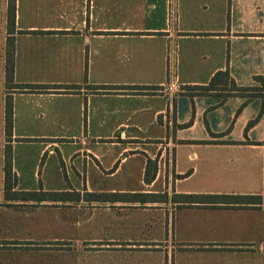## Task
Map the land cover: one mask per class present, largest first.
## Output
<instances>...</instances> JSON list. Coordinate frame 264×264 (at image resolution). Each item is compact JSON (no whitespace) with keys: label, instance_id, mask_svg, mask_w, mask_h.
I'll use <instances>...</instances> for the list:
<instances>
[{"label":"crops","instance_id":"0c3cea01","mask_svg":"<svg viewBox=\"0 0 264 264\" xmlns=\"http://www.w3.org/2000/svg\"><path fill=\"white\" fill-rule=\"evenodd\" d=\"M8 3L0 0V264H264V99L237 114L244 98L182 90L226 68L236 85H259L264 0H15L11 32ZM8 38L12 87L41 89H7ZM8 145L13 191L54 167L80 187L52 192L78 201L8 199ZM189 195L244 199L179 198Z\"/></svg>","mask_w":264,"mask_h":264},{"label":"trees","instance_id":"16d2710c","mask_svg":"<svg viewBox=\"0 0 264 264\" xmlns=\"http://www.w3.org/2000/svg\"><path fill=\"white\" fill-rule=\"evenodd\" d=\"M15 19V0H9L8 3V12H7V23H8V32H11V29L14 25ZM13 61H14V50H13V39L8 38L6 43V65H5V82L7 89L11 88H28V89H41L39 86H13ZM255 82H257L258 86H250V87H241L236 85L234 80L230 77L229 71L226 68L224 71H219L214 74V76L210 79V81L204 86H186L183 87V94L193 98L195 96H218L221 97L223 101L227 100L230 97H240L244 98L245 102L237 111V114L240 113L242 108L249 103L251 100L255 98L264 99V78L262 77H254ZM66 86H55L53 88L61 89ZM12 103L9 98L6 99L5 103V135L7 141H10L11 133H12ZM262 111L258 114V116L250 121L245 129L247 132L248 129L253 127L260 119ZM190 121L188 124L183 125L181 127L185 128L191 124ZM229 129L226 131L228 132ZM224 134L214 135L215 137H221ZM11 148L8 145L6 148L5 155V184L4 191L8 199L21 200V201H36V202H44V201H59V202H67L74 201L77 202L79 199L78 192H44L42 188L38 191L33 192H16L13 191L16 186V176L12 171V162H11ZM93 199H101L102 195H91ZM181 200L185 203H199V204H217L222 203L226 199L235 201L234 203H239L243 201L244 198L238 197H227V196H212V195H189V196H179ZM246 199V198H245ZM221 201V202H219Z\"/></svg>","mask_w":264,"mask_h":264},{"label":"rangeland","instance_id":"374dc122","mask_svg":"<svg viewBox=\"0 0 264 264\" xmlns=\"http://www.w3.org/2000/svg\"><path fill=\"white\" fill-rule=\"evenodd\" d=\"M56 81H63L62 77L57 78ZM22 148H34V147H22ZM65 172V171H64ZM56 172L54 171V167H51L49 172V178L42 180V178L38 177L34 179L30 176L29 179L24 178L20 180L19 191H38L42 188L44 191L52 192V191H63L69 188H78L80 187L77 179L69 176L67 174L63 175L64 177L56 176ZM66 173V172H65ZM41 175V174H40Z\"/></svg>","mask_w":264,"mask_h":264},{"label":"built area","instance_id":"2783aa9c","mask_svg":"<svg viewBox=\"0 0 264 264\" xmlns=\"http://www.w3.org/2000/svg\"><path fill=\"white\" fill-rule=\"evenodd\" d=\"M169 89H170V90L175 89L174 84H171Z\"/></svg>","mask_w":264,"mask_h":264}]
</instances>
